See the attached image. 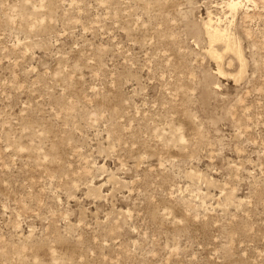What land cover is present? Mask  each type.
Here are the masks:
<instances>
[{
    "label": "rangeland",
    "instance_id": "rangeland-1",
    "mask_svg": "<svg viewBox=\"0 0 264 264\" xmlns=\"http://www.w3.org/2000/svg\"><path fill=\"white\" fill-rule=\"evenodd\" d=\"M235 3L0 0V264H264V0Z\"/></svg>",
    "mask_w": 264,
    "mask_h": 264
},
{
    "label": "bare ground",
    "instance_id": "bare-ground-1",
    "mask_svg": "<svg viewBox=\"0 0 264 264\" xmlns=\"http://www.w3.org/2000/svg\"><path fill=\"white\" fill-rule=\"evenodd\" d=\"M235 2H240V0H238V1H236V0H232V3H233V5H236L237 3H235ZM242 2V1H241ZM247 2H250V3H252V0H247ZM211 38L213 39V40H218V39H223L224 41H227L228 42V40H227V37L223 34V33H221L219 30H215L212 34H211Z\"/></svg>",
    "mask_w": 264,
    "mask_h": 264
}]
</instances>
